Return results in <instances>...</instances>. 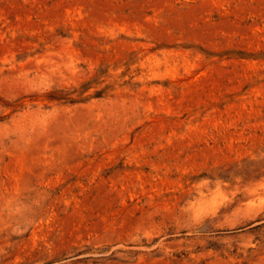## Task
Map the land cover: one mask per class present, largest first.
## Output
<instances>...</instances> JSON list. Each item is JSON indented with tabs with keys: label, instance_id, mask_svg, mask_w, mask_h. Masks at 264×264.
I'll use <instances>...</instances> for the list:
<instances>
[{
	"label": "rangeland",
	"instance_id": "obj_1",
	"mask_svg": "<svg viewBox=\"0 0 264 264\" xmlns=\"http://www.w3.org/2000/svg\"><path fill=\"white\" fill-rule=\"evenodd\" d=\"M0 264H264V0H0Z\"/></svg>",
	"mask_w": 264,
	"mask_h": 264
}]
</instances>
